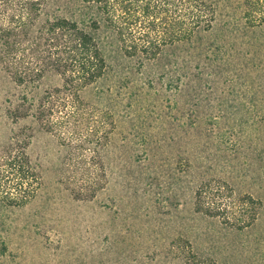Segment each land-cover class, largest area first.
Here are the masks:
<instances>
[{
  "label": "rangeland",
  "instance_id": "1",
  "mask_svg": "<svg viewBox=\"0 0 264 264\" xmlns=\"http://www.w3.org/2000/svg\"><path fill=\"white\" fill-rule=\"evenodd\" d=\"M212 2L217 27L241 17L244 0ZM164 21L160 31L174 18ZM246 61L235 56L240 67ZM112 76L86 89L83 104L54 100L42 127L7 117L10 79L0 71V160L25 125L38 176L29 202L12 207L1 199L17 193L15 179L0 178V264H192L191 255L197 264H264V124L241 128L223 119L218 128L200 120L197 127L183 108L187 90L149 88L137 74L139 83L121 93ZM58 85L54 75L41 83ZM227 125L236 132L222 140L218 129ZM201 185L209 186L208 202L230 206L232 223L248 216L238 200H260L254 223L239 229L197 212Z\"/></svg>",
  "mask_w": 264,
  "mask_h": 264
},
{
  "label": "trees",
  "instance_id": "2",
  "mask_svg": "<svg viewBox=\"0 0 264 264\" xmlns=\"http://www.w3.org/2000/svg\"><path fill=\"white\" fill-rule=\"evenodd\" d=\"M241 10L240 18L234 16L219 28L212 0H0V71L10 79L4 88L6 115L17 124L34 119L44 127L54 100L70 96L83 104L84 91L111 74L114 88L123 93L139 83L141 74L149 88L157 82L176 94L187 90L183 108L197 127L205 120L219 128L228 119L241 128H260L264 0H244ZM171 17L172 27L160 31ZM235 56L246 59V66H238ZM52 75L60 85L42 88ZM214 99L217 106L210 107ZM230 126L218 129L222 140L236 132ZM16 132L0 160V178L12 173L18 189L1 199L11 207L26 205L38 180L26 151L32 129L22 125ZM208 190L201 185L195 191L197 212L239 229L254 223L260 200L252 195L238 200L237 207H245L248 216L240 212L232 223L230 206L208 202ZM198 260L191 255L192 264Z\"/></svg>",
  "mask_w": 264,
  "mask_h": 264
}]
</instances>
